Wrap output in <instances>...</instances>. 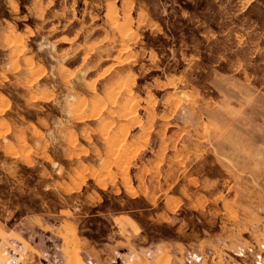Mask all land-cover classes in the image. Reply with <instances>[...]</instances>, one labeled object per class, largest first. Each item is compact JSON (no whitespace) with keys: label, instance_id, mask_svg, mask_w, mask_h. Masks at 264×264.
Listing matches in <instances>:
<instances>
[{"label":"rangeland","instance_id":"374dc122","mask_svg":"<svg viewBox=\"0 0 264 264\" xmlns=\"http://www.w3.org/2000/svg\"><path fill=\"white\" fill-rule=\"evenodd\" d=\"M109 1L0 0V220L52 264H261L264 0Z\"/></svg>","mask_w":264,"mask_h":264},{"label":"crops","instance_id":"0c3cea01","mask_svg":"<svg viewBox=\"0 0 264 264\" xmlns=\"http://www.w3.org/2000/svg\"><path fill=\"white\" fill-rule=\"evenodd\" d=\"M129 0H110L113 5H117L118 8L125 6V3ZM63 238L60 253L62 255L61 264H79L81 259H91L96 264H113L111 258L114 255H110L113 249L109 250L102 247H88V255L74 256V245L71 241L68 243V236L63 234ZM176 247V248H175ZM116 249V245L114 246ZM148 248L131 251L133 256V264H188L185 259V249H182V245L179 243L166 244L165 242L159 243L151 249V258L147 257L146 251ZM104 250V251H103ZM135 252L134 254H132ZM106 253V254H104ZM104 254V255H103ZM72 260V261H70ZM226 261L230 264H247L242 258L238 260L233 256L227 259L224 255L217 252L211 261H202L200 264H226ZM0 264H52L50 260L46 259L41 249L37 245L31 242L30 238H25L23 233L17 231V229H11L0 220ZM261 264H264V257L261 260Z\"/></svg>","mask_w":264,"mask_h":264},{"label":"built area","instance_id":"2783aa9c","mask_svg":"<svg viewBox=\"0 0 264 264\" xmlns=\"http://www.w3.org/2000/svg\"><path fill=\"white\" fill-rule=\"evenodd\" d=\"M261 224L264 226V215H263V217L261 219Z\"/></svg>","mask_w":264,"mask_h":264},{"label":"bare ground","instance_id":"6f19581e","mask_svg":"<svg viewBox=\"0 0 264 264\" xmlns=\"http://www.w3.org/2000/svg\"><path fill=\"white\" fill-rule=\"evenodd\" d=\"M70 261H72V260H70Z\"/></svg>","mask_w":264,"mask_h":264}]
</instances>
